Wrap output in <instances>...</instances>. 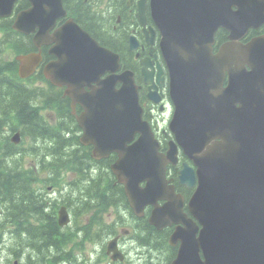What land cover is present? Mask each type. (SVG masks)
I'll list each match as a JSON object with an SVG mask.
<instances>
[{"label":"water","instance_id":"water-1","mask_svg":"<svg viewBox=\"0 0 264 264\" xmlns=\"http://www.w3.org/2000/svg\"><path fill=\"white\" fill-rule=\"evenodd\" d=\"M14 1L0 0V16L10 13ZM28 1L30 7L15 18L13 27L18 30H33L37 25L47 29L54 16L63 12L60 0ZM150 4L154 22L161 32V0H151ZM259 15L264 21V11ZM241 16L240 9L230 11L231 29L243 22L249 25ZM65 25L68 27L65 43L60 46L62 50L56 46L60 59L45 72L51 75L52 82L67 84L75 101L86 104L77 122L84 130L81 141L94 144L92 155L99 158L110 151L119 153L111 168L124 184L134 211L138 212L145 202L154 201L156 195L161 197L164 169L158 144L148 124L141 120L133 75L128 70L117 72V56L98 46L71 20ZM167 33L171 35L170 28ZM184 36L179 26H175L173 37L184 41ZM165 56L170 72V94L175 102L186 90L182 85L188 80L192 66L184 63L183 55L175 50L168 49ZM17 58L20 76L32 72L40 59L33 53ZM105 72L108 73L101 79L100 75ZM91 82L96 83V87L92 86L93 90L87 92L83 86ZM195 118L198 131L185 132L178 129L181 113L174 112L169 127L180 144L201 141L199 129L206 121L200 116ZM209 123L217 125L210 119ZM228 124L226 145L214 153L218 159L206 176V172L201 174L200 186L189 204L192 214L203 226L196 236L193 223L187 218L183 221L187 229L178 235L182 243L171 264H264V119L260 126L253 119L241 120L235 112ZM186 130L192 131V128ZM136 132L140 133L138 138L128 145ZM141 181H145L143 188L139 186ZM165 195L174 199L170 187L166 188ZM200 210L203 214L198 213ZM179 214L185 217L178 211V217L172 216V219H178ZM159 215L161 208L151 215L150 222L160 224L161 221L156 222ZM61 218L65 220L64 212Z\"/></svg>","mask_w":264,"mask_h":264},{"label":"flooded vegetation","instance_id":"flooded-vegetation-1","mask_svg":"<svg viewBox=\"0 0 264 264\" xmlns=\"http://www.w3.org/2000/svg\"><path fill=\"white\" fill-rule=\"evenodd\" d=\"M90 3L97 0H88ZM102 0H100L101 2ZM116 1V0H115ZM213 1V0H212ZM64 2V1H63ZM86 3V2H83ZM87 4V3H86ZM107 8V17L105 18L106 26L102 29L100 34L93 35L100 44L105 45L117 51L120 55L121 62L127 66L133 65L136 80L139 85L140 104L143 108L145 118L151 124L153 130L157 132V123L166 122L169 119L173 106L168 95V74L166 70L165 60L161 47V54L159 50V35L150 17L148 0H146L145 8V29L148 27L154 29V39L152 45L145 41L143 26L139 23L137 17V0H123L120 4L117 2H110ZM89 5V4H88ZM117 8H113V7ZM209 12V23L207 27L211 26L212 17L214 13L213 6L206 9ZM202 10L199 9V13ZM111 22L110 30H108V22ZM114 32V34L110 33ZM207 32V31H206ZM264 33V24L257 28L249 27L244 36L241 37L240 42L246 43L251 38ZM133 35L138 44V49L135 51L129 50V36ZM229 31L218 25L213 33V42L211 44L212 53L217 54L220 47L230 40ZM119 39L121 40L120 42ZM162 40V33H161ZM112 42L117 46L112 45ZM43 51V46L40 48ZM47 49V47H46ZM137 54V55H136ZM148 58L151 65L148 70H156L157 63L161 64V81L156 80V75L153 73V86L157 95L161 98L160 101L153 102L149 96V84L144 82L141 74L140 59ZM226 83L223 80L222 84ZM70 103V99H69ZM187 107L193 108V105L186 104ZM82 108L80 109V111ZM165 133V128H161V134ZM161 150L164 152L165 144L161 140ZM26 166L30 167V178H20L19 181L26 187V199L28 205L18 208L12 219H7L5 216L2 219L5 231L0 234V264H147L150 257H156L150 254L149 242L156 244L161 240L141 239L127 237L125 231L121 230L122 236L117 239V247L122 254V261H113L110 255L107 254V245L109 239H102V231H95L94 237L89 233L80 231L74 238H70V231L68 226H61L57 219V211L55 205L61 202L62 193L57 186H53V181L44 173L45 163L41 159H22ZM19 161V162H21ZM1 162V161H0ZM6 162V160H5ZM52 160H49L51 163ZM183 162H187L194 170L196 166L192 159L187 157L179 148L177 153V166H181ZM8 163V162H7ZM40 168L38 169V166ZM170 166L169 172L171 170ZM173 168L175 175L179 168ZM53 169L50 168L49 175L52 174ZM58 180H62L63 189L68 184V173H60L56 170ZM196 183L190 187L179 184L175 189L179 191L184 198V209L186 210V201L192 194ZM162 203V202H161ZM1 210H4L0 208ZM23 216H22V215ZM165 245V240H162ZM161 241V243H162ZM163 251L170 253L174 252L176 248H162ZM169 255V254H167ZM165 259L167 258L165 254Z\"/></svg>","mask_w":264,"mask_h":264},{"label":"trees","instance_id":"trees-1","mask_svg":"<svg viewBox=\"0 0 264 264\" xmlns=\"http://www.w3.org/2000/svg\"><path fill=\"white\" fill-rule=\"evenodd\" d=\"M65 7L72 13L76 20L86 28L90 33L95 36L100 34L102 29H105V18L101 17L99 12L92 11L91 7L83 3L82 0H63ZM117 2L120 4L123 0H110V2ZM114 9L117 7H113ZM111 22H108L107 28L110 30ZM0 29H2L3 36L0 39V56L3 52L4 46L10 45L17 52H26L33 49L29 38L20 36L18 33L12 30L11 21L0 20ZM102 33V32H101ZM110 33L114 34V32ZM121 40L119 39L118 42ZM26 44L23 45V43ZM108 45V44H106ZM112 45L117 47L113 42ZM111 47V46H110ZM17 64L15 61L5 60L0 58V158H5L11 153L18 150L10 141L9 137L4 132V127H10L11 130L17 126L21 128V134L23 137H28L31 142L29 146L25 148L26 151L38 154L39 148L36 145L37 139H43L44 150L50 154L51 158L63 159L69 158L70 169L82 172V179L84 182L76 180V183H81L73 190L76 193L75 205L88 208L92 205L91 200L95 206H100L103 209H107L110 206L117 208H127L126 200L123 195L120 185L114 183L113 175L109 170V160L94 161L91 159L88 152L80 154V151L74 150L73 146L77 142V137L65 136V129L71 125L77 127L75 120H72V116L69 114V108L65 105L62 99L56 97L49 98V92H43L39 88H32L30 85H25L19 80L16 73ZM35 77L43 79L41 72ZM34 78V76L32 77ZM42 97L41 107H51L53 104L57 105L55 108L57 113L64 114L71 119L70 124H66L64 127L54 126L50 127L43 120V117L39 114V108L34 107V101ZM32 103V104H31ZM48 142L51 145H48ZM0 168L6 166L7 162L4 159L0 160ZM79 162V163H78ZM87 162H92L94 165L91 167L96 170L95 173L90 171V165ZM85 163L86 166L82 167ZM6 174L0 169V208L1 214L7 219H12L18 208L28 205L24 203L26 199V187L19 181V178L15 175L18 174V170L15 168L9 169ZM15 174V175H14ZM85 198L86 201H83ZM27 200V199H26ZM22 215V214H21ZM132 215V214H131ZM23 216V215H22ZM143 226V231L146 232L145 238L151 240H163L164 235L162 231H157L151 228L146 221L140 219ZM156 244L155 242H149L150 254L157 255L156 257H150L149 264H166L165 254H169L163 251L162 248L166 247L162 243Z\"/></svg>","mask_w":264,"mask_h":264},{"label":"bare ground","instance_id":"bare-ground-1","mask_svg":"<svg viewBox=\"0 0 264 264\" xmlns=\"http://www.w3.org/2000/svg\"><path fill=\"white\" fill-rule=\"evenodd\" d=\"M3 59H5L4 57H3ZM5 60H7V59H5ZM4 218V216H3V214H1V212H0V234L2 233V232H4L5 231V229H4V224H3V219ZM0 259H1V256H0Z\"/></svg>","mask_w":264,"mask_h":264},{"label":"rangeland","instance_id":"rangeland-1","mask_svg":"<svg viewBox=\"0 0 264 264\" xmlns=\"http://www.w3.org/2000/svg\"><path fill=\"white\" fill-rule=\"evenodd\" d=\"M5 56H7L8 58H11V57H12V53L10 52V53H8V54L5 55Z\"/></svg>","mask_w":264,"mask_h":264}]
</instances>
